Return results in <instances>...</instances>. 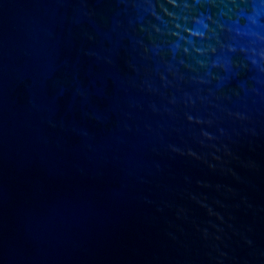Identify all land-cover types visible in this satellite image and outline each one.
Masks as SVG:
<instances>
[{
  "label": "water",
  "instance_id": "95a60500",
  "mask_svg": "<svg viewBox=\"0 0 264 264\" xmlns=\"http://www.w3.org/2000/svg\"><path fill=\"white\" fill-rule=\"evenodd\" d=\"M0 264H264V0H0Z\"/></svg>",
  "mask_w": 264,
  "mask_h": 264
}]
</instances>
